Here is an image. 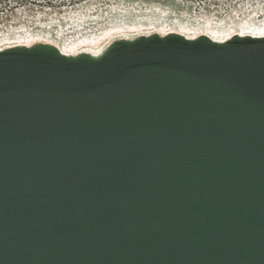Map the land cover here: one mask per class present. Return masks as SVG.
Masks as SVG:
<instances>
[{
  "label": "water",
  "instance_id": "obj_1",
  "mask_svg": "<svg viewBox=\"0 0 264 264\" xmlns=\"http://www.w3.org/2000/svg\"><path fill=\"white\" fill-rule=\"evenodd\" d=\"M0 264H264V35L1 49Z\"/></svg>",
  "mask_w": 264,
  "mask_h": 264
},
{
  "label": "bare ground",
  "instance_id": "obj_2",
  "mask_svg": "<svg viewBox=\"0 0 264 264\" xmlns=\"http://www.w3.org/2000/svg\"><path fill=\"white\" fill-rule=\"evenodd\" d=\"M155 7L157 8V6ZM165 8L158 9V11L165 16L174 17L169 22V19L158 24L155 22L156 25L151 20L145 26L144 23L116 24L107 22L104 24L99 16L95 15L81 18L66 17L63 23H58L56 27L59 31L53 36L44 34L45 31L44 33L29 32L27 28L20 32H3L0 33V50L16 45L44 42L58 47L67 55L81 52L98 55L112 40L133 38L155 32L160 34L178 32L190 38L206 34L217 41H224L234 34L264 35V3H258V1L251 3V0H244L241 7L238 6L239 11L231 9V12L227 11L222 15L206 13V16H197L186 11L173 12L174 10L169 11ZM113 18L115 17L113 16Z\"/></svg>",
  "mask_w": 264,
  "mask_h": 264
},
{
  "label": "rangeland",
  "instance_id": "obj_3",
  "mask_svg": "<svg viewBox=\"0 0 264 264\" xmlns=\"http://www.w3.org/2000/svg\"><path fill=\"white\" fill-rule=\"evenodd\" d=\"M243 1L244 0H0V33L20 32L27 28L29 32L37 31L44 33L45 31L46 33L44 34L53 36L59 31L56 27L58 23H63L66 17L81 18L93 17L95 15L99 16V19H101L104 24L107 22L116 24L144 23L145 26L151 21L154 24L155 22L158 24L159 22L169 19V22L174 16H165L158 11V9L165 7V9L169 11L174 10L173 12H177V10H182L197 16H206L207 14L213 13L222 15L227 11L231 12V9L239 11L238 9L243 4ZM256 1H258V3H264V0H251V3H255ZM155 6H157V8ZM113 16L115 18H113Z\"/></svg>",
  "mask_w": 264,
  "mask_h": 264
}]
</instances>
